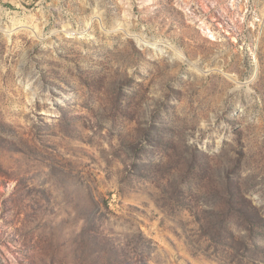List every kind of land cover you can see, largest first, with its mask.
<instances>
[{
  "label": "rangeland",
  "instance_id": "rangeland-1",
  "mask_svg": "<svg viewBox=\"0 0 264 264\" xmlns=\"http://www.w3.org/2000/svg\"><path fill=\"white\" fill-rule=\"evenodd\" d=\"M0 264H264V0H0Z\"/></svg>",
  "mask_w": 264,
  "mask_h": 264
}]
</instances>
